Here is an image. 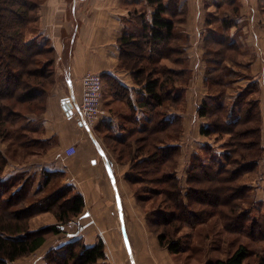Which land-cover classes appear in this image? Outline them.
<instances>
[{"label": "crops", "instance_id": "0c3cea01", "mask_svg": "<svg viewBox=\"0 0 264 264\" xmlns=\"http://www.w3.org/2000/svg\"><path fill=\"white\" fill-rule=\"evenodd\" d=\"M214 1L177 0L178 9L186 11V19L177 22L175 29L183 63L168 64L186 68L188 73L185 80L171 86L172 95L181 97L180 102H165L170 120L179 119L181 127L164 145L181 146L177 172L182 182H186L187 169L194 157H207L205 148L217 146L212 135L201 134V127L208 123V118L198 112L204 100L214 98L229 107L230 115L237 114L238 96L249 84L257 82L260 89L251 97L260 102L264 145V5L260 0H228L237 8L234 14L230 2L218 7ZM153 13L154 8L147 0H44L41 4L38 20L31 25L29 35L54 50L55 82L46 90L44 112L30 114L20 123L33 142L27 147L0 142L8 159L0 176V193L11 187L13 180L21 183L31 180V201L72 186L84 198L85 207L81 215L62 225L60 232L37 251L7 264H46L49 250L74 238H81L89 247L104 242L106 257L97 264H184L181 256L160 245L149 228L148 212L138 204L134 187L128 183L132 166L121 164L110 145L116 139H129L124 125L132 114L131 105L136 106L148 95L144 86L135 83L131 72L120 66L119 40L124 34H140L141 23H151ZM141 15L145 16L142 20ZM227 19L231 24L225 31L223 24ZM226 34L233 47L230 57L213 59L218 52L214 48L221 46ZM241 64L246 73L234 66ZM87 73L101 75L103 105L108 112L90 131L79 114L81 80ZM240 73L248 77L241 78ZM220 75L225 84L213 80ZM114 80L129 91V100L115 95ZM210 85L229 90L226 94L215 93ZM235 87L239 88L237 95L231 91ZM137 117L142 126L151 120V115L143 110L138 111ZM72 147L76 152L69 155ZM260 163L258 170H264V156ZM261 183L255 201L259 214L264 213V178ZM244 184L250 185L247 181ZM77 220L84 228L70 237V233L78 230L73 223ZM58 224L53 213L43 212L31 219L30 228L38 230ZM240 243L243 242L237 237L233 246L225 240L223 247L231 251Z\"/></svg>", "mask_w": 264, "mask_h": 264}, {"label": "trees", "instance_id": "16d2710c", "mask_svg": "<svg viewBox=\"0 0 264 264\" xmlns=\"http://www.w3.org/2000/svg\"><path fill=\"white\" fill-rule=\"evenodd\" d=\"M43 1L0 0V142L9 141L10 145L19 147L33 142L20 122L30 114L44 112L46 90L55 82L54 50L29 37ZM147 2L154 8L152 22H142L138 35L124 34L119 45L120 66L131 72L135 83L144 86L148 95L136 106L131 105L132 114L124 125L130 133L129 139H116L110 145L119 162L132 163L127 178L129 184L133 187L149 184L144 193L135 189L143 208L151 201L155 203L154 199L159 202L154 208L156 219L148 218L149 227L160 245L176 256L198 250L192 247L191 236L183 239L177 236L186 227L198 228L211 221H217L215 227L221 225L229 235H240L251 242L264 241V213L251 215L255 210L251 187L241 182L246 172L256 170L264 156L261 106L259 100L251 97L259 91V84L252 82L238 96L237 114L230 115L229 107L214 98L204 100L198 112L208 118V123L201 127V134L219 138L229 135L228 152L215 156L213 149L207 146V157L195 156L188 167L184 188L177 172L181 146H165L164 143L177 135L181 127L179 119L170 120L165 102L178 104L181 100L172 95L171 86L185 80L187 69L168 63H183L175 29L177 22L186 19V11L178 9L177 0ZM229 2L236 14L237 8L231 1L216 0L214 4L220 7ZM260 2L264 5V0ZM144 17L141 15V20ZM229 24L231 21L225 20V31ZM232 48L226 34L221 46L214 48L218 52L212 58L227 59ZM220 77L213 80L224 82ZM112 83L117 97L130 99L125 87L115 80ZM139 110L151 115V120L143 126L137 117ZM7 163L0 148V176ZM10 186L0 193V264L37 251L60 232L59 225L81 215L85 207L84 198L75 193L72 186L36 201H31L29 195L31 180L22 183L13 180ZM155 186L158 189H154ZM43 212L53 213L59 224L31 230V219ZM105 257L102 240L89 247L81 238H74L49 250L45 261L46 264H97ZM205 264H264V253L240 243L225 258L210 259Z\"/></svg>", "mask_w": 264, "mask_h": 264}, {"label": "rangeland", "instance_id": "374dc122", "mask_svg": "<svg viewBox=\"0 0 264 264\" xmlns=\"http://www.w3.org/2000/svg\"><path fill=\"white\" fill-rule=\"evenodd\" d=\"M34 35H35V32L31 37H33ZM29 37H30V35H29ZM190 48H191V43L188 44V49H190ZM187 51H189V50H187ZM188 55H189V52H188ZM188 59H189V57H188ZM234 66L236 68H241L243 70L242 72L246 73L244 71V66L242 64H241V67L237 66V65H234ZM187 73H188V69H187ZM239 75H242L241 78L248 77L247 74H243V73H240ZM229 78H230V76L228 77V79ZM220 84H225V83L222 82ZM234 89L231 91L233 93H235V95H237L239 88L235 87ZM210 90H213V91H215V93H220V94H222V92L225 91L224 94H226L229 89L227 90L226 87H223L221 85L218 87H214V86L210 85ZM23 120L21 122H23ZM212 138H215L217 140L216 145L218 146V147L217 146L214 147V149H213L214 152H212V155L220 156V155H223L224 153L228 152V144L230 141L229 135H224L221 137V139H218L219 137L217 135H212ZM219 149H221L222 152H220ZM116 157L119 158L118 155H116ZM221 157H223V156H221ZM121 164H130L132 166L131 161L122 162ZM259 164L261 166L260 161L258 163V167H259ZM258 167L253 172H250V173L246 172L243 176V179L241 180V182H243V183L245 181H247L250 184L249 186L251 187V192H250L251 193V200H253V203L255 201H257V199H256L258 196V195H256V193L258 192L257 189L262 188V186H263L261 182L263 181V178H264V170H261V169L258 170ZM185 183L186 182H181V184L184 188L186 187ZM148 186H149V184L143 183V184L137 185L133 188L137 202H138L137 192L135 191V189H138L139 192L144 193V192H146V191H144L145 187H148ZM131 187H133V186L131 185ZM154 189H158V187L155 186ZM154 200L156 201L155 203H153L151 201L148 204V206L144 207V208L138 202V204L143 209H145L146 212H148L147 216L149 215L148 218L151 217V219H156V217H157V213L154 212V208H156L155 206H157L159 204V202H157V199H154ZM246 205L249 206L248 204H246ZM256 210L252 212V216H257L259 214L258 211H256ZM215 222H217V221H211L210 223L203 225V226H200L198 228L186 227L177 236V238H182V239L185 237L191 236L192 247H197V249H198L194 252H192L191 250H188L181 255L180 259L184 264H205V262L207 260H210L211 257L221 256V254L227 255L229 251L226 250L225 246L223 247L224 241L225 240L226 241L227 240L233 241V239H236L237 237H238V239H240L241 242L247 243L248 246L251 247L254 251H256V252L264 251V241H262V242H251L250 240H248L245 237L240 236V235L239 236L229 235V233L222 230L221 225L217 224L215 227V225H214ZM151 231H152V229H151ZM219 232H221V233H219Z\"/></svg>", "mask_w": 264, "mask_h": 264}, {"label": "built area", "instance_id": "2783aa9c", "mask_svg": "<svg viewBox=\"0 0 264 264\" xmlns=\"http://www.w3.org/2000/svg\"><path fill=\"white\" fill-rule=\"evenodd\" d=\"M81 98L79 103V114L86 129L92 130L97 124L108 116V112L103 105L104 85L103 79L98 73H87L81 80ZM76 148L68 150L72 155ZM78 227L76 232L70 233V237H75L84 228L78 220L73 222ZM59 228H63L59 225Z\"/></svg>", "mask_w": 264, "mask_h": 264}]
</instances>
